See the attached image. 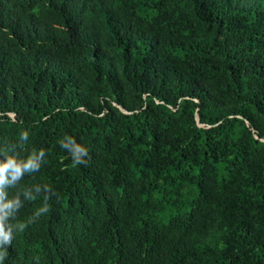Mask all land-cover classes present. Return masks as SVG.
Returning <instances> with one entry per match:
<instances>
[{"label":"trees","instance_id":"trees-1","mask_svg":"<svg viewBox=\"0 0 264 264\" xmlns=\"http://www.w3.org/2000/svg\"><path fill=\"white\" fill-rule=\"evenodd\" d=\"M31 153L2 264H264V0H0V163Z\"/></svg>","mask_w":264,"mask_h":264},{"label":"clouds","instance_id":"clouds-1","mask_svg":"<svg viewBox=\"0 0 264 264\" xmlns=\"http://www.w3.org/2000/svg\"><path fill=\"white\" fill-rule=\"evenodd\" d=\"M25 135L22 134V138ZM60 145L62 148L67 150L70 154L73 166L77 165H85L88 164V156L89 152L86 147L82 144L76 142V140L69 135H65L64 138L60 141ZM44 154L43 150H40V156ZM38 160L39 157L36 156L34 153H31L28 160L24 162L22 165L15 163L13 160L9 159L4 163H0V188L5 183H11L15 181L18 177L21 176L22 172L31 171L35 168H38ZM10 177L11 180L7 178ZM3 193L0 191V196ZM19 201L17 199L9 200L7 202L0 203V264H2L3 260L7 255L5 245H11L13 239V229L15 231H22L24 228L27 227V223L25 222H17L14 225H7L6 227V217L9 215H13L15 219V209L18 207ZM6 210H12L11 212ZM44 214L49 211V205H46L43 209L36 211L31 218H29V222L35 220L40 216V212Z\"/></svg>","mask_w":264,"mask_h":264}]
</instances>
